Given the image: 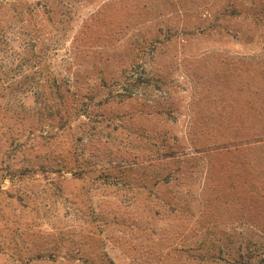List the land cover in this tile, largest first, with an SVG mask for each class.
<instances>
[{
    "label": "rangeland",
    "instance_id": "374dc122",
    "mask_svg": "<svg viewBox=\"0 0 264 264\" xmlns=\"http://www.w3.org/2000/svg\"><path fill=\"white\" fill-rule=\"evenodd\" d=\"M142 41L163 77L146 96L166 113L123 104L86 133L74 124L65 138L85 143L84 171L110 179L82 176L81 153L52 141L57 89L69 102L65 90L96 87L100 70L111 84ZM159 134L196 158L195 187L215 152V184L230 196H219L224 215L210 227L222 245L264 248V0H0V264L38 258L60 233L68 243L86 238L116 264H161L173 237L185 244L188 220L174 230L167 191L150 186L153 167L142 170L158 158ZM68 151L75 175L49 172Z\"/></svg>",
    "mask_w": 264,
    "mask_h": 264
},
{
    "label": "trees",
    "instance_id": "16d2710c",
    "mask_svg": "<svg viewBox=\"0 0 264 264\" xmlns=\"http://www.w3.org/2000/svg\"><path fill=\"white\" fill-rule=\"evenodd\" d=\"M47 17V21L51 22L52 25L57 24L53 19L51 10ZM146 46L147 41L140 43L137 53L129 59L130 65L128 67L124 66L120 74L113 78L111 84H108L111 74L106 75L104 70H100L97 73V75L99 74V83L95 84L96 87L81 88L74 86L73 90H65L67 93L72 91L69 102H65V94L61 92L63 91L62 87L59 86L57 89L56 95L58 94L61 102L59 106L53 108L58 123V132L52 141H55L54 143L59 148L68 149V146H71L70 149L74 151V155L77 152L81 153L82 159L77 161L80 167L76 168L75 171L84 174L82 176L94 180L104 178L103 180L107 181L110 179L106 172L98 174L84 171L86 165L85 143L76 149L72 138H65L73 131L74 124L79 125V128H84L82 132L86 133L92 129L90 126L92 122L95 120L100 122L99 119L105 117V111L108 108L115 105L122 106L123 104L132 105L137 103L139 112L148 117L164 116L166 113L164 111L165 105L162 106L156 101L153 103L151 98L146 96L147 88L154 89L163 80L159 71L148 65V59L153 64L154 58L153 54L147 52ZM85 73L88 74V71ZM79 76V73L75 72V82L77 83L80 78H84ZM44 107L51 109L48 105H44ZM193 123L190 131L192 133H189L192 141L196 139L193 134L196 121H193ZM173 139H170L168 135H157L151 146L154 154L152 156H158V158L151 160L142 168L143 171H146L148 166L153 167L151 172L154 180L150 186L167 191L168 198L164 203L167 205L169 214L175 218L174 230L176 232L180 231V227L177 226L178 221L181 220L180 218L184 219L185 222L188 220L187 229L185 230V227H183L184 231L182 232L186 234L185 244L175 245L177 240L173 237L171 249L165 254H160L159 261H161V264H264V248L262 246L253 244L251 248L243 249L233 241L230 245H222L221 238L215 235L216 229L210 227L212 219L219 223L220 217L224 215L221 214L218 207L219 196L224 194H227L228 198L230 196V192L222 191L223 185L218 186L215 184L220 174L218 168L211 164V162H215V152H213L214 155L209 154L205 157L207 161L206 177L203 178V184H201L202 180L199 177L198 182L200 184L195 187L197 171L194 167L196 166V158H193L191 154L181 153L178 155V151L183 148L176 144V139L173 142ZM228 153L225 152L227 156ZM61 157L63 158V164H60L56 169L50 168L48 171L70 172L75 175L73 173L74 168L70 166V163H73L71 152L68 151L67 156ZM260 199V196L253 192L252 200L254 204L259 202ZM227 213L229 218H233L235 215L232 212ZM253 218L259 221L261 215L258 213ZM224 233V235H229L228 232ZM62 236H65V234H59L57 245L53 248L45 246L38 252V258L28 259L25 264H116L106 251L93 249L90 242L85 240L86 238L81 236L79 240L75 238L73 242L68 243ZM229 240L230 238H226V243Z\"/></svg>",
    "mask_w": 264,
    "mask_h": 264
}]
</instances>
